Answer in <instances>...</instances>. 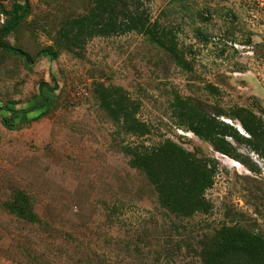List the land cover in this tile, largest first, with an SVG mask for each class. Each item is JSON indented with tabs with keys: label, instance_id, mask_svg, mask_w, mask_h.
Here are the masks:
<instances>
[{
	"label": "rangeland",
	"instance_id": "rangeland-1",
	"mask_svg": "<svg viewBox=\"0 0 264 264\" xmlns=\"http://www.w3.org/2000/svg\"><path fill=\"white\" fill-rule=\"evenodd\" d=\"M16 2L0 0V34ZM91 7L92 0H29L27 17L0 37L34 60L28 67L0 48V103L12 110L2 113L7 125L0 121V264H200L206 233L223 225L264 232V161L235 144L257 165L253 172L215 152L174 111L180 100L210 114L248 108L264 121V0H145L152 21L177 42L184 69L135 31L93 37L80 51L59 49L61 24ZM53 47L55 60L40 56ZM101 83L140 103L151 135L117 133L95 94ZM81 84L87 97L76 94ZM220 120L247 136L238 122ZM167 140L215 163L210 214L168 213L130 165L126 146ZM18 192L38 222L4 209Z\"/></svg>",
	"mask_w": 264,
	"mask_h": 264
},
{
	"label": "trees",
	"instance_id": "trees-1",
	"mask_svg": "<svg viewBox=\"0 0 264 264\" xmlns=\"http://www.w3.org/2000/svg\"><path fill=\"white\" fill-rule=\"evenodd\" d=\"M144 1L92 0V7L87 13L68 18L61 24L56 32L55 45L61 50L80 51L93 37L135 31L167 52L179 67L187 68L188 63L177 42L168 32L160 29L157 21H152L144 8ZM28 9L29 0H17L12 20L0 37L15 30L27 17ZM0 48L19 56L28 67L34 64V60L19 49L1 42ZM40 56L55 60L57 51L53 47L42 51ZM42 85L48 87L47 84ZM95 94L119 135L141 139L152 134L150 126L139 116L140 103L133 100L125 89L101 83L96 87ZM176 104L175 117L181 127L209 143L215 152L247 165L253 172L258 170L256 164L249 166L243 160L235 144L248 148L264 161V121L261 117L243 107L231 113L221 111L210 114L200 105L188 101L177 100ZM3 112L10 113L12 110L0 103V121L7 125L9 120ZM222 117L238 122L247 136L240 135L233 125L221 121ZM125 152L130 157V165L144 175L154 189L162 209L180 219L210 214L212 203L206 198V192L214 185L217 168L199 150L192 152L167 140L152 147L128 145ZM3 207L20 219L32 223L39 221L29 197L23 192H18ZM198 257L200 264H264V232L255 233L241 226L223 225L205 234Z\"/></svg>",
	"mask_w": 264,
	"mask_h": 264
},
{
	"label": "built area",
	"instance_id": "built-area-1",
	"mask_svg": "<svg viewBox=\"0 0 264 264\" xmlns=\"http://www.w3.org/2000/svg\"><path fill=\"white\" fill-rule=\"evenodd\" d=\"M76 94L81 97H87L89 95V90L85 84H81L77 86ZM238 129L242 133L240 127H238Z\"/></svg>",
	"mask_w": 264,
	"mask_h": 264
}]
</instances>
